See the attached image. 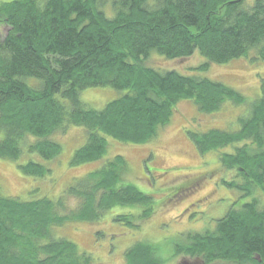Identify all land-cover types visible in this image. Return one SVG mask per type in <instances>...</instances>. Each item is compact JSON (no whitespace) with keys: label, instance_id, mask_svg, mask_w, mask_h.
<instances>
[{"label":"trees","instance_id":"trees-1","mask_svg":"<svg viewBox=\"0 0 264 264\" xmlns=\"http://www.w3.org/2000/svg\"><path fill=\"white\" fill-rule=\"evenodd\" d=\"M100 1L0 3V26L9 27L0 36V158L29 156L18 165L25 175L48 174L31 156L55 158L60 146L50 137L71 125L87 131L85 143L72 155L73 166L100 160L108 138L147 144L180 100L189 99L206 113L223 101L245 102L241 93L220 81L147 66L145 59L154 51L171 60L198 51L207 60L197 67L201 70L208 61L249 58L252 50L253 60L264 61V0L247 6L246 0H111V14ZM101 86L126 91L101 110L85 107L80 91ZM259 88L249 113L237 118V129L187 133L199 154L232 149L222 152L218 162L235 171L236 178L220 183L247 201H233L213 230L178 239L168 257L157 244L136 242L126 250L124 264H165L178 255L197 257L204 264H264L263 77ZM126 168V160L115 155L53 200L0 196V264H91L92 257L68 239L40 241L57 224L97 220L111 206L140 204L149 215L154 200L134 184H123ZM66 198H75L78 206L59 215ZM115 217L132 227L133 214Z\"/></svg>","mask_w":264,"mask_h":264},{"label":"rangeland","instance_id":"rangeland-1","mask_svg":"<svg viewBox=\"0 0 264 264\" xmlns=\"http://www.w3.org/2000/svg\"><path fill=\"white\" fill-rule=\"evenodd\" d=\"M8 1L11 0H0V3ZM110 1H100L107 14H111ZM252 1L246 0L245 5ZM151 3L152 0L149 1ZM8 28L2 24L0 36L3 37ZM255 53L256 50H252L249 58L239 57L227 63L208 61L205 70H201L197 67L207 60L198 51L174 60L163 58L154 51L145 59L147 66L160 72L174 70L184 75L220 81L241 93L245 102L238 105L223 101L217 110L206 113L191 100H180L170 120L158 128L156 136L147 144L129 145L108 138L106 153L100 160L73 166L70 160L76 149L85 143L87 131L71 125L50 137L60 146L61 152L55 158L45 160L37 154L38 158L31 156L47 167L48 174L44 176H28L19 170L18 165L30 158L27 155L16 161L0 158V196H14L26 201L42 197L57 199L75 180L113 160L115 155H121L127 162V170L121 180L123 184L132 183L152 196L154 205L150 214L146 215L145 211L149 210L140 204L128 208L111 206L97 220H75L55 225L48 232V238L44 237L40 242L45 244L49 239H68L92 257L91 264H124L126 250L140 241L157 244L166 257L172 255L173 245L178 239L183 240L189 233L213 230L215 222L233 206V201L237 198L239 202L247 201L246 196L242 197L235 189L220 183L223 179L231 181L236 178L235 171L227 170L218 162L222 152H231L232 149L223 147L219 151L199 154L187 133L206 132L211 128L230 132L238 128L237 118L249 113L251 103L259 96L261 77L264 78V61L253 60ZM125 91L108 86L91 87L80 91L79 96L85 107L101 110L106 103L123 96ZM255 195L262 200V192L258 189ZM63 204L64 208L58 209L59 215L71 213L78 206L75 198H66ZM123 213L134 215L132 227L116 222L115 216ZM168 259L165 264H204L201 259L186 255ZM209 264L230 263L216 260Z\"/></svg>","mask_w":264,"mask_h":264}]
</instances>
